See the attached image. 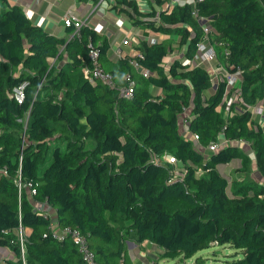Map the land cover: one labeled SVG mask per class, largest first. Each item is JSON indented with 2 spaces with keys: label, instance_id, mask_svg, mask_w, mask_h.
<instances>
[{
  "label": "trees",
  "instance_id": "trees-1",
  "mask_svg": "<svg viewBox=\"0 0 264 264\" xmlns=\"http://www.w3.org/2000/svg\"><path fill=\"white\" fill-rule=\"evenodd\" d=\"M153 15L135 23L152 27ZM159 18L158 30L187 41L188 59L209 26V40L225 68L240 72V110L223 115L226 80L212 84L202 66L187 63L177 72L174 61L165 73L166 43L144 46L142 58L113 61L94 29L81 26L65 42L0 0V247L12 253L0 264H87L70 237L53 236L51 214L35 211L32 201L49 206L60 227L76 229L97 264H132L128 240L139 247L154 243L161 250L158 259L190 258L211 244H226L239 256L224 264H264V183L250 177L251 158L237 143L252 144L264 178V131L249 126L246 109L264 103V0H196L162 11ZM89 44L113 86L84 77ZM129 80L131 95H119L118 87ZM23 81L25 97L18 102L12 90ZM151 86L161 94H153ZM210 86L213 91L205 94ZM187 108L188 128L197 140L180 128ZM221 132L227 144L201 149ZM165 154L176 161L151 159ZM236 158L245 174L232 179L228 191L217 165ZM178 162L184 167L174 177ZM18 175L31 184L20 194L13 181Z\"/></svg>",
  "mask_w": 264,
  "mask_h": 264
},
{
  "label": "crops",
  "instance_id": "crops-1",
  "mask_svg": "<svg viewBox=\"0 0 264 264\" xmlns=\"http://www.w3.org/2000/svg\"><path fill=\"white\" fill-rule=\"evenodd\" d=\"M6 2L7 6H18L33 25L43 28L49 34L61 38L65 42L68 41L81 26L86 25L94 29L98 36V43L104 40L106 41L107 56L113 61L125 55L138 56V54H142L140 52L141 48L151 43H166L170 49L162 60L165 73L169 72V67L174 61L179 62V65L176 66L177 72L184 71V66L187 63L190 67L199 65L205 68L209 78L215 77L217 80L219 79L218 71L222 67L226 69L223 62H221V54L217 51L215 44L211 43L209 40L212 36L211 29L204 38V42L207 46H212L214 48L216 55L213 58L202 60L200 56H197V58L193 56L190 59L184 56L187 41L183 40L180 34L164 33L156 28L160 19V12H170L175 7L183 5L184 3L193 4V2L189 0H6ZM151 12H154L152 18L157 20L154 26H141L135 23L136 19L142 20L148 18V14ZM67 16H72L77 20H81L82 25L78 27V29L72 26H65L63 20ZM187 28L189 29L190 36L193 31L189 27ZM59 50L62 51L63 46H61ZM51 60L52 64L53 59ZM136 69L141 71L140 67ZM170 78L176 80L174 77ZM210 82L212 84L215 83V81L213 82L212 80ZM239 85L240 77L237 86H230L232 91L227 89V93L222 101L223 105H220V109L223 111L224 116L233 114L241 109ZM150 89L155 95L161 94V89L158 87L151 86ZM212 91L213 87L210 86L204 90V93L209 94ZM228 95L231 96L227 98ZM233 95L235 96L232 97ZM246 109L250 114L249 126L254 130L261 128L264 131L263 101H259L253 106L246 107ZM186 111L191 112L188 108ZM179 122L182 130L181 119ZM240 141L239 146L242 151L251 158L248 174L252 179L264 183V178L257 171L255 165L256 161L252 144L243 140ZM183 167V164L178 162L174 169L177 171V174H179ZM241 167H243V165H241V160L236 158L228 163L217 165V170L225 176L228 181L232 179L240 181L245 174V172L240 169ZM225 173L227 175H225ZM48 212L51 214L52 219L56 220L53 215V210L48 208ZM126 246H129L127 250L132 264L135 263L134 258H139L141 260H138V264L153 262V259L157 260L161 251L160 248L149 241L141 242V247H139V244L130 243L128 240ZM9 252L11 251L7 246L0 247V258L12 257V253Z\"/></svg>",
  "mask_w": 264,
  "mask_h": 264
},
{
  "label": "built area",
  "instance_id": "built-area-1",
  "mask_svg": "<svg viewBox=\"0 0 264 264\" xmlns=\"http://www.w3.org/2000/svg\"><path fill=\"white\" fill-rule=\"evenodd\" d=\"M191 2H195L196 0H189ZM194 14H196L195 11H193ZM63 23L65 24V26L70 27L72 26L75 29H78V27H80L82 25L81 20H77L75 18H73L72 16H67L64 18ZM210 28L208 26H205L203 28V39H201L199 42L196 43V54H195V58H197V56H200L202 60H206L209 58H213L215 57L216 53L215 50L212 46H207L204 42V38L208 35ZM98 50L97 48L91 46L89 44V49H88V57L90 59V64L88 66H84L82 68V73L84 75L85 78L88 79L89 82L91 83H95L97 81H101L109 86H113V79H112V75L110 72L105 71L103 69V67L101 66V64L99 63L98 60ZM138 56L140 58H142V54H138ZM131 63L133 64L134 67H139L137 61L132 60ZM141 72L144 76L149 74V71L145 68L141 69ZM128 79V77H127ZM239 81V77L235 76L232 74V72H228L227 76H226V84L228 86L233 87L235 85V82ZM132 84L133 82L131 80H129L127 85L124 86H119V95L121 96H130L132 93ZM27 85V81H23L21 82L19 85L13 87L12 90V95L13 97L18 101V102H22L24 97H25V87ZM192 117L191 112H187L186 109L183 110L182 115H181V121H182V130L184 132V134L187 137H193L194 140L198 139V134L196 132L190 131L188 128V124L190 122V119ZM223 133H219L216 137L215 140L210 141L205 148L214 151L216 150L218 147L227 144L229 141L224 139L223 137ZM241 141H237V143L239 144ZM201 147V146H199ZM205 148L201 147L202 150H204ZM161 158V159H160ZM152 157L151 159L155 162H169V163H174L176 160L173 156H170L168 154H165L161 157ZM197 170L201 171L200 169L197 168ZM2 172L6 175L7 172L6 170H2ZM172 172L174 174V177H176L177 171L175 169H172ZM202 172V171H201ZM17 187H18V192L20 194L21 189L24 186L27 187H31V184L28 183H24L21 181L20 176L18 175V177H15V179L13 180ZM34 189L31 188V193H34ZM35 211L42 213V214H46L43 213L40 210H36ZM49 231L53 234V236L57 239V240H63L66 236L70 237L72 239V241L74 242V244L76 245L78 251L80 252L83 260L87 263V264H97V262L95 261V257L93 252L88 248L87 243L85 241V238L74 228H70V227H60L56 220L51 219L50 223H49ZM19 241H20V246H21V258H24V246H23V229L20 227L19 228ZM148 264H153V262H150Z\"/></svg>",
  "mask_w": 264,
  "mask_h": 264
},
{
  "label": "rangeland",
  "instance_id": "rangeland-1",
  "mask_svg": "<svg viewBox=\"0 0 264 264\" xmlns=\"http://www.w3.org/2000/svg\"><path fill=\"white\" fill-rule=\"evenodd\" d=\"M218 73H219V79L220 78H223V79L226 80V76L228 74L227 69H224L222 67L218 71ZM232 74L235 75V76H239L240 75V72L239 71H233ZM210 79L213 82L214 81L215 82L217 81V78H215V77H211ZM237 85H238V82L236 81L235 82V86H237ZM230 88H231L230 86L227 87V89H230ZM230 96L231 95H228L227 98L230 97ZM234 96L235 95H233L232 97H234ZM197 172L201 173V171H199V170H197ZM225 175H227V174L225 173ZM227 185H228V191H229L230 190V187H231L230 181L227 182ZM32 202L34 204V209L40 210L43 213H47L48 212L49 206H47L46 204H44V203L43 204L42 203H35L34 201H32ZM129 242L130 243H133V244L136 243L134 240H129ZM127 248L129 249V246H127ZM9 253H11V252H9ZM235 253H236V250L233 247H230V246H228L226 244L225 245H217V244L214 245V244H211L209 247L197 251L190 258H185V259H180V258H175V259H169V258L158 259L157 258V260L153 259V262H155V264H224V261L225 260H231V259L236 258V257L239 256L238 254L235 255V256H233ZM196 257H202V258H204L203 259V262L196 263L195 262V258ZM138 260H140V259L139 258H134V262L136 264H138Z\"/></svg>",
  "mask_w": 264,
  "mask_h": 264
}]
</instances>
